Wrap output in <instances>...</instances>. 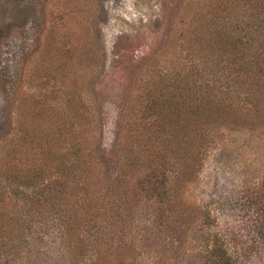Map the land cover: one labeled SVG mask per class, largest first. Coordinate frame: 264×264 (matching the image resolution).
Here are the masks:
<instances>
[{
    "label": "rangeland",
    "instance_id": "rangeland-1",
    "mask_svg": "<svg viewBox=\"0 0 264 264\" xmlns=\"http://www.w3.org/2000/svg\"><path fill=\"white\" fill-rule=\"evenodd\" d=\"M254 5L0 0V264H222L218 254L227 256L225 264H264V125L244 122L247 103L264 81H247L251 95L237 100L234 113L213 129L207 99L199 100L203 114L189 116L180 129L164 104L155 105L161 90L169 91L166 97L175 91L179 72L202 88L216 79L224 55H213L208 43L213 25L246 16ZM158 122L169 130L158 135ZM182 136L198 143L178 147ZM155 145L165 160L160 172L178 186L161 201L180 207L183 249L174 250L164 231L155 233L158 221L143 220L142 208L166 222L157 200L146 198L136 214L116 221L112 230L119 233L100 239L112 246L108 253L93 243L103 207L86 211L80 202L91 227L89 245L83 253L78 245L71 249L65 203L50 204L47 185L18 186L13 176L18 168L33 173L34 162L51 152L57 155L51 164L70 163V155L83 202L101 205L104 194L118 190L134 196L137 157L152 162L147 153Z\"/></svg>",
    "mask_w": 264,
    "mask_h": 264
},
{
    "label": "trees",
    "instance_id": "trees-1",
    "mask_svg": "<svg viewBox=\"0 0 264 264\" xmlns=\"http://www.w3.org/2000/svg\"><path fill=\"white\" fill-rule=\"evenodd\" d=\"M254 5V11L246 14L242 17H232L231 20L224 21L223 23L215 22L213 25L212 31L210 33V38L208 43L210 47L213 48V55L223 54V59H220L221 65L217 66V77L216 79H206L204 83L205 88L197 86L191 82L190 75L178 73L176 80V89L172 92L171 98L166 97L169 94V91L165 94L167 90H161L163 93H158L156 97V104H164L163 112L165 115L174 114L172 123H176L178 129L180 126L186 127L190 120L189 116L198 114H203L201 109L200 97L203 100H208V105L211 110V119L214 122L210 121L211 127H219L220 122L226 118L230 117L231 113H234V105L237 100L251 95L249 92H246L244 89V84L247 81H252L259 83L264 81V0H252ZM214 8V7H213ZM222 11L226 10V7L220 9ZM231 16H229L230 18ZM224 62V63H223ZM222 68V70H220ZM186 75L188 76L187 79ZM167 88V87H166ZM244 90L241 93V90ZM260 92L251 96V100L247 103L245 109V123L255 127V125H264V87L259 89ZM249 104V105H248ZM187 118V120H186ZM175 119V120H174ZM217 120V121H216ZM221 120V121H220ZM230 123V121H227ZM175 124V125H176ZM168 123H157V126L154 124L149 125L151 128L155 126V132L161 133V131H167ZM159 129H158V128ZM166 127L165 129H163ZM171 130V129H170ZM208 130V129H207ZM206 131V130H205ZM203 131V132H205ZM200 132L201 134H204ZM158 133V135H159ZM199 133H197L198 135ZM164 135V133L162 134ZM161 135V136H162ZM188 139V137H186ZM158 136H155L154 141L159 140ZM153 141V142H154ZM191 143L193 145L198 143L196 139H189L186 141L181 139L176 141L177 146L183 148L184 145ZM150 156L152 162H149L145 157H137L135 162L133 176L137 177V184L134 189V196L129 198L127 192V197H124L123 191H116L112 194H104L103 201L99 200L101 205H93L96 202V199H92V202L89 203L91 199L83 198L80 195L79 189V180L71 178L74 171V166L72 164L71 156L69 155L67 160H70V163L66 162H52L51 157H56L54 153H50L43 161L37 160L32 165L33 173L28 167L25 171H20L19 168L17 173L13 174L15 181L18 186H38L42 187L47 185L46 199L50 204L54 206H59L62 208V203H65L64 211H62L65 222V239L69 240L71 249H74L76 245L79 246L81 252L82 249L89 245V230L91 227L87 223L86 211L93 206L98 208L103 207L101 212V220L96 224L98 230L96 231V239L93 243L97 245V250L104 252H111V245H106L105 241L100 240L103 237H111L115 230H112L114 227H117V220H124V214L126 212L128 215L137 212V206L141 209V199L152 200L155 199L160 204L158 205L166 216V222H160V214L155 218L152 217L150 212H147L146 209L142 208L143 220H149L150 222L158 221L159 223L155 225V233L161 231L165 232V237L169 238V244L172 245V248L175 250L177 248L183 249L186 245L183 238L182 228H180L179 222V205L175 204V200H170L169 202L161 201L164 197H172L177 190L178 186L176 183L172 184L166 178L165 171L159 170V166L165 160L162 159L158 152V145H155L150 152L147 153ZM148 164L146 165V163ZM57 170H59V175H57ZM21 172V173H20ZM30 172V173H29ZM29 173V174H28ZM161 175L163 177H161ZM55 176V177H54ZM128 187V186H127ZM98 201V202H99ZM141 201V202H140ZM84 203L85 206L89 208H84L86 211H79ZM165 204V206L161 205ZM95 207L96 214L98 213L97 208ZM168 208V209H167ZM183 213V211H182ZM175 214V215H174ZM184 214V213H183ZM159 217V220H158ZM167 217L169 221H167ZM166 225L161 229L160 226ZM112 225V226H111ZM178 226V228H177ZM179 231V233H178ZM119 233L115 231V234ZM104 244V245H102ZM165 249V247H164ZM133 250V249H132ZM73 251V250H72ZM118 252V251H117ZM74 256L77 254L73 253ZM117 254V253H116ZM120 254V253H119ZM74 256H70L74 259ZM120 256L123 258L125 254ZM100 258V256H99ZM218 263L225 264L226 255L218 254L216 256Z\"/></svg>",
    "mask_w": 264,
    "mask_h": 264
}]
</instances>
